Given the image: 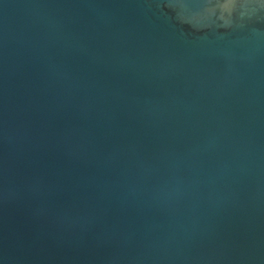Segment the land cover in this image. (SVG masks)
I'll use <instances>...</instances> for the list:
<instances>
[{
	"label": "water",
	"instance_id": "1",
	"mask_svg": "<svg viewBox=\"0 0 264 264\" xmlns=\"http://www.w3.org/2000/svg\"><path fill=\"white\" fill-rule=\"evenodd\" d=\"M0 264H264V0H0Z\"/></svg>",
	"mask_w": 264,
	"mask_h": 264
}]
</instances>
